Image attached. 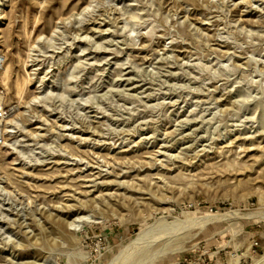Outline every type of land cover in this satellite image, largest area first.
Instances as JSON below:
<instances>
[{
	"label": "rangeland",
	"instance_id": "374dc122",
	"mask_svg": "<svg viewBox=\"0 0 264 264\" xmlns=\"http://www.w3.org/2000/svg\"><path fill=\"white\" fill-rule=\"evenodd\" d=\"M0 96V264L264 256V0H0Z\"/></svg>",
	"mask_w": 264,
	"mask_h": 264
},
{
	"label": "bare ground",
	"instance_id": "6f19581e",
	"mask_svg": "<svg viewBox=\"0 0 264 264\" xmlns=\"http://www.w3.org/2000/svg\"><path fill=\"white\" fill-rule=\"evenodd\" d=\"M4 74L3 75V80L5 81L8 77H9V67L5 68L4 69ZM23 85L20 83L17 85V92L18 94L20 95L23 91ZM2 100V96H0V101ZM1 123V122H0ZM5 130V129H4ZM6 132V130H5ZM81 219L82 218H79L76 220V222L80 225L81 223ZM201 221V220H200ZM207 220H203L201 222H205ZM180 226V225H179ZM141 239H138L136 240L134 243L130 244L127 248H124L118 255L117 257L113 260L112 264H139L141 261H142V257H138V256H141L142 254H139L137 257H133V255H131V250L134 249L136 246L140 245V243L142 241H140ZM142 245V244H141ZM154 253V252H153ZM152 254V252H151ZM146 256H150L149 253L145 254ZM143 256V255H142ZM145 256V257H146ZM131 258L133 257L132 259L128 260L127 258ZM43 263V262H42ZM45 263V262H44ZM256 264H264V256H262L261 259L257 260V263Z\"/></svg>",
	"mask_w": 264,
	"mask_h": 264
},
{
	"label": "built area",
	"instance_id": "2783aa9c",
	"mask_svg": "<svg viewBox=\"0 0 264 264\" xmlns=\"http://www.w3.org/2000/svg\"><path fill=\"white\" fill-rule=\"evenodd\" d=\"M10 112H11V109L0 107V121H3L4 119H6L9 116ZM2 144H3V129L0 123V147L2 146ZM255 246L260 247L258 243H256Z\"/></svg>",
	"mask_w": 264,
	"mask_h": 264
}]
</instances>
